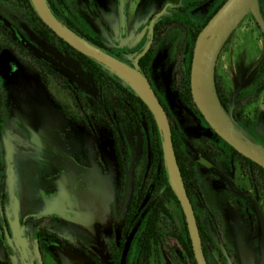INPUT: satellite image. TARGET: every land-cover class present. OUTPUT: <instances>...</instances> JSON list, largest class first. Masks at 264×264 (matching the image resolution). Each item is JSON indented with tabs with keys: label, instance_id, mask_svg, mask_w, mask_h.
<instances>
[{
	"label": "rangeland",
	"instance_id": "obj_1",
	"mask_svg": "<svg viewBox=\"0 0 264 264\" xmlns=\"http://www.w3.org/2000/svg\"><path fill=\"white\" fill-rule=\"evenodd\" d=\"M91 1L94 4L92 11L95 13L90 11L87 0H69V3L98 39L116 52L123 50L125 53H120V57L133 62L134 55L131 52H136L143 44H148L149 18L160 10L162 0H127L123 30L120 25L118 0ZM171 1L172 8H182L189 0ZM221 2L222 0L209 1L191 11L190 16L196 23L203 22ZM254 2L256 11L243 14L233 26L234 30L218 56L215 70L222 80L229 97L230 111L236 119L239 122L246 121L247 118L256 120L255 122L260 120L264 128V93L256 100L252 97L253 81L264 58L263 23L257 0ZM171 7L166 13L168 17L177 14ZM0 14L22 25L29 33L30 51L56 68L76 86L89 87V82L77 63L52 49L44 41L41 31L22 11L2 0ZM181 38V33L175 31L159 47L152 69V80L178 122L180 135L189 155L198 164V173L208 204L219 211L224 219V235L228 246L236 252L240 264H264V202L260 194L232 164L213 159L204 153L201 138L205 133L213 138V134L206 132L204 125L177 96L172 71ZM0 70L6 96L4 139L9 148L8 168L11 180L8 193L12 201L10 209L12 213L15 210L19 218L18 243H9L13 249L11 254L14 255L12 263L89 264L86 258L74 250L49 239L41 246L40 258L36 257L38 226L34 223H37V219L52 216L56 212L72 211L87 217L90 223L86 224L75 214L76 220L83 225L56 220L44 221L42 226L69 241L83 242L104 263L109 264L105 241L111 234L120 233L122 219L129 208L135 174L143 176L148 165L149 155L141 133L134 139L129 137L133 146V159L127 173L124 201L117 208L110 203V198L112 201L116 199L119 174L109 133L98 126L91 131L86 130L76 117L74 102L55 83L46 87L29 66L18 62L8 52L1 35ZM20 122H24L38 140L31 137ZM234 129L246 136L243 128L234 125ZM57 150L68 161L64 160L65 157H62V161L57 160ZM87 172L90 175L83 180L82 200L74 207V201L71 202L68 197L70 190L66 177L75 180L78 175L88 174ZM100 175L109 180L101 179ZM81 188L82 185L77 187V195H80ZM233 195L235 202L232 201ZM171 210L177 225L182 228L181 211L175 205L171 206ZM197 210L198 214L203 215L200 207ZM30 212L32 215L37 213L33 223L25 221L24 216ZM9 220L13 223L14 216ZM170 242L181 261L186 264L177 243L173 240ZM24 251L26 258L22 259L20 254ZM2 256L3 250L0 246V257ZM209 257L212 264H222L217 252L211 251ZM163 263L174 264L166 256ZM225 264L232 263L227 260Z\"/></svg>",
	"mask_w": 264,
	"mask_h": 264
},
{
	"label": "trees",
	"instance_id": "obj_2",
	"mask_svg": "<svg viewBox=\"0 0 264 264\" xmlns=\"http://www.w3.org/2000/svg\"><path fill=\"white\" fill-rule=\"evenodd\" d=\"M3 1L22 11L26 18L41 31L44 41L61 56L76 62L85 74L90 88L73 84L66 76L28 49L26 42L29 41V36L22 25H18L5 15L0 14V35L11 55L17 61L29 65L46 87L55 83L74 102L76 117L86 130L91 131L98 126L109 133L117 161L121 191L126 188L127 173L133 159V146L129 137L134 139L140 133L143 137L144 146L149 155L148 165L143 176L135 174L133 192L120 239L113 241L107 248L110 257L109 264H164L165 256L171 259L174 264H184L172 247L171 240L176 242L181 249L186 264H197L184 214L169 182L160 130L150 107L123 79L96 60L75 50L58 37L40 19L31 0ZM164 1L169 2V0ZM208 1L210 0L194 1L183 6L178 9L180 16L176 15L170 18L164 16L158 20H152L154 17L152 16L148 23V26L151 25L147 31L148 44H143L136 52H131L134 57L133 62H129L120 57V53H125L123 50L116 52L98 39L66 0H47L56 19L82 40L129 65H133L136 58L141 56L138 62V70L151 83L170 121L175 153L187 194L196 213L207 262L211 264L209 254L211 251H215L222 264H225L227 260L232 264H238L236 253L228 246L225 239L224 219L219 212L207 204L201 187L198 164L189 155L180 135L178 122L152 80V69L159 47L168 35L179 31L182 38L178 42L175 54V64L172 71L173 82L179 100L204 125L206 132L210 131L213 134V138L207 136L206 133L203 134L201 138L204 146L203 151L208 157L225 160L232 164L234 169L240 172L249 181L251 187L260 194L264 202V169L239 154L219 137L207 124L193 101L190 77L195 42L203 28L227 0H222L203 22L196 23L190 16L191 11ZM214 85L218 100L234 125L243 128L246 132L244 137L264 150L262 122L260 120L255 122L256 120L250 118L239 122L236 119V116L230 111L229 97L216 70ZM253 91L254 100L264 93V62L253 81ZM4 100L5 95L1 87L0 72V143L3 138L5 122ZM251 102L253 103V101ZM6 181V162L4 156H1V195L4 194ZM3 197L4 195L1 198ZM197 203L201 206L203 215L198 214L195 208ZM172 205L177 206L182 213V228L177 225L171 210ZM40 222L37 223V226L40 225ZM45 235H49L51 239H58L55 234H48L42 229L38 233L39 237ZM59 241L66 243L61 239ZM0 244H3L1 236ZM81 251L87 259L92 261L91 264H102L95 256L87 253L85 249H81ZM124 255L125 258H123ZM0 264H12L10 257L5 254L3 258H0Z\"/></svg>",
	"mask_w": 264,
	"mask_h": 264
},
{
	"label": "water",
	"instance_id": "obj_3",
	"mask_svg": "<svg viewBox=\"0 0 264 264\" xmlns=\"http://www.w3.org/2000/svg\"><path fill=\"white\" fill-rule=\"evenodd\" d=\"M247 1L249 0H227L226 3L218 10V12L212 17V19L207 23V25L198 35L195 42L191 65V93L196 107L202 114L207 124L212 128V130L226 143L233 147L239 154L253 161L264 169V150L247 140L235 129H227L218 120L204 98L201 85V63L205 44L209 41H212L213 39H216L215 36H218V33L222 30L224 24L227 22L230 16ZM31 2L40 19L58 37L68 43L75 50L79 51L89 58L96 60L98 63L106 67L109 71L123 79L150 107L156 118L160 130L164 160L167 167L169 182L184 214L196 262L197 264H208L203 250L202 239L196 219V214L191 200L187 194L175 153L170 121L151 83L138 70V62L141 56H138L136 58L133 65H129L105 53L101 49L96 48L95 46L89 44L88 42L82 40L77 35L72 33L68 28H66L56 19L51 9L49 8L47 0H44L43 2L41 0H31ZM119 16L121 27L123 29L125 27V0H119ZM232 30H230L222 39H219L217 41L215 47L211 50L207 58L206 69L208 74L211 73L213 75V78L218 56L225 42L232 33ZM123 74H126L129 79H126ZM22 124L31 134V136L36 139L37 137L29 129V127L24 122H22ZM14 229L15 234L17 235V225H15Z\"/></svg>",
	"mask_w": 264,
	"mask_h": 264
},
{
	"label": "flooded vegetation",
	"instance_id": "obj_4",
	"mask_svg": "<svg viewBox=\"0 0 264 264\" xmlns=\"http://www.w3.org/2000/svg\"><path fill=\"white\" fill-rule=\"evenodd\" d=\"M1 1V0H0ZM126 1L127 0H125V7H126ZM196 1H201V0H196ZM210 1H212V0H210ZM66 2L68 3V5L70 6V7H72L71 6V4L69 3V0H66ZM87 2H88V7H89V9H90V11L92 12V13H95V12H93L92 10L94 9V4H93V2L91 1V0H87ZM171 0H169V2L167 3V2H165L164 0H162V6L164 5V8H160V10L156 13V14H154V15H152V16H154L153 18H152V20H158V19H160V18H162V17H164V16H166L167 14V10L168 9H170V4H171ZM191 2H194V1H188V3L187 4H189V3H191ZM209 2V1H208ZM207 3V2H206ZM186 4V5H187ZM205 4V3H204ZM203 4V5H204ZM118 5H119V0H118ZM202 5V6H203ZM257 5H258V11H259V15H260V18H261V21H262V23H263V25H261L262 26V30H264V0H257ZM172 8V7H171ZM215 8V7H214ZM213 8V9H214ZM173 10H176L177 11V14H175V15H173V16H180L181 14L179 13V11H178V9H180V8H172ZM212 9V10H213ZM211 10V11H212ZM209 15V14H208ZM207 15V16H208ZM151 16V17H152ZM7 17V16H6ZM125 17H126V15H125ZM150 17V18H151ZM8 18V17H7ZM119 18H120V16H119ZM150 18H149V20H150ZM170 18V17H169ZM9 19V18H8ZM29 20V19H28ZM30 21V20H29ZM13 22V21H12ZM31 22V21H30ZM149 23V22H148ZM120 25H121V23H120ZM10 27V26H9ZM151 28V25H149V27H148V29H150ZM121 29H122V27H121ZM124 29V28H123ZM122 29V30H123ZM148 31V30H147ZM27 34H28V36H29V33L28 32H26ZM29 41H30V36H29ZM263 42H264V36H263ZM28 41V42H29ZM28 42H26V44H27V46H28ZM7 48V47H6ZM29 49V48H28ZM8 50V49H7ZM30 50V49H29ZM263 50H264V47H263ZM8 52H9V50H8ZM10 53V52H9ZM34 53V52H33ZM11 54V53H10ZM59 54V53H58ZM60 55V54H59ZM19 62V61H18ZM263 62H264V58H263V61H262V63H261V65H260V68H259V70L261 69V67H262V64H263ZM20 63H22V62H20ZM23 64H25V63H23ZM25 65H27V64H25ZM50 65V64H49ZM27 66H29V65H27ZM52 66V65H51ZM30 67V66H29ZM53 67V66H52ZM31 68V67H30ZM54 68V67H53ZM32 69V68H31ZM56 69V68H55ZM33 70V69H32ZM57 70V69H56ZM258 70V71H259ZM34 71V70H33ZM58 71V70H57ZM0 72H1V70H0ZM35 72V71H34ZM62 74V73H61ZM43 84V83H42ZM1 87H2V89H3V86H2V72H1ZM3 93H4V90H3ZM5 95V94H4ZM6 97V96H5ZM5 101V100H4ZM4 116H5V114H4ZM231 119V118H230ZM232 121V120H231ZM234 124V123H233ZM20 125L24 128V130H26V128L23 126V124H22V122H20ZM4 130H5V122H4V129H3V138H2V142L0 143V157L2 156H4V159H5V162H6V175H7V181H6V188H5V190H4V194L2 193V195L0 194V236L2 237V239H3V244H0V246L2 247V250H3V256L2 257H0V258H3L4 256H5V254H7L9 257H10V261H11V263H12V261H13V256L14 255H12L11 254V251L13 250L12 249V246H10V244L9 243H12V241H15V243L17 244L18 242V221H19V218H18V215L16 214V211L14 210V213H12V211H11V209H10V207L12 206V201H11V199L9 198V193H8V191H9V182H10V180H11V174H10V170H9V148H7V146H6V143H5V139H4ZM26 132L31 136V134L26 130ZM32 137V136H31ZM36 140H38V138H36ZM110 141H111V139H110ZM111 148L113 149V147H112V143H111ZM114 151V150H113ZM3 153V154H2ZM62 157H65V156H62L59 152H58V150H57V155H56V159L57 160H60V161H62L61 159H62ZM97 157V156H96ZM8 159V160H7ZM65 161H68V159L65 157V159H64ZM99 164H100V162H99V159H98V161H97ZM68 163V162H67ZM118 169V168H117ZM85 171H87V170H84V172ZM88 173V172H87ZM90 174L88 173V174H85V173H83L82 175H78L77 176V178H75V180H72V179H70V178H67L66 177V179H67V181H69V198H71V202L72 201H74L73 202V205H74V207L80 202V200H82V197H83V188H84V186H83V184H84V179L87 177V176H89ZM98 176V175H97ZM100 176H102L101 177V179H103V180H105V181H108L109 180V178H106V176H103V175H100ZM99 176V177H100ZM201 184H202V182H201ZM82 185V188H81V192H80V195H77L76 194V190H77V187L78 186H81ZM201 187H202V185H201ZM203 190V189H202ZM117 194H116V199H115V201H112V199L110 198V203L111 204H113L114 206H116L117 208L121 205V203H123V201H124V197H125V189H124V191H121V184H120V176L118 175V181H117V192H116ZM203 193H204V191H203ZM4 195V197L3 198H1L2 196ZM235 195V194H234ZM233 195V197H232V201L233 202H235V196ZM204 197H205V194H204ZM206 198V197H205ZM10 200V201H9ZM79 201V202H78ZM206 201H207V199H206ZM192 203V202H191ZM19 204L20 205H22V203H20L19 202ZM207 204H208V202H207ZM193 205V204H192ZM209 205V204H208ZM210 206V205H209ZM200 207V209H201V206L197 203V204H195V208H196V210H197V208H199ZM211 207V206H210ZM194 208V207H193ZM212 209H214L213 207H211ZM215 211H217L216 209H214ZM195 211V210H194ZM197 212H198V210H197ZM217 212H219V211H217ZM220 213V212H219ZM24 214V213H23ZM75 214H77L78 216H79V219L81 220V221H84L86 224H89L90 223V220H88V218L87 217H85V216H83V215H80V214H78V213H76V212H64V213H62V212H56L55 214H53L52 216H49V217H46V218H39V219H37V220H35V221H37V223L38 222H40V225L38 226V230H37V234H36V244H37V247H36V249H37V251H36V257H38V258H40V256H41V246H42V244L46 241V239H49L50 241H54V242H57L58 244H60V245H62L63 247H65V248H68V249H72V250H74L76 253H78L79 255H81V256H83L84 258H86L87 259V257H86V255L85 254H83L82 253V251H81V249H85V251L87 252V253H89V254H91L92 256H95L96 258H97V260L100 262V263H102V264H106V263H104L103 261H102V259H101V257L96 253V252H94L93 250H90L83 242H81V241H69V240H67L65 237H63V236H60L57 232H54V231H50V230H48V229H46L44 226H42L43 225V222L44 221H47V222H49V221H56V220H60V221H62V220H66V221H71V222H74L75 224H78V225H83V224H81V222H78L77 220H76V217H75ZM196 214V213H195ZM221 214V213H220ZM25 215V214H24ZM34 215H37V213H34ZM34 215H32V213L30 212V213H28V214H26L24 217L26 218V222L27 223H33L34 222ZM14 216V222L13 223H11L10 222V220H9V218L10 217H13ZM45 219V220H44ZM124 220H125V214H124V217H123V219H122V225H121V230H122V226H123V222H124ZM37 223H34V225L35 226H37ZM15 225H17V235L15 234ZM45 230V231H47L48 232V234H55V236L56 237H58V239H51L50 237H49V235H45V236H43V237H39L38 236V233H39V231L40 230ZM121 230H120V233H116V234H111V236H110V238H108V239H106V241H105V245H106V251H107V256H108V259H109V261H110V257H109V255H108V250H107V248H108V246L113 242V241H119V239H120V234H121ZM63 240V241H65L66 243H64V242H61V241H59V240ZM75 242V243H74ZM23 250V249H22ZM40 252V253H39ZM22 254H20L21 255V257H22V259H24V258H26L25 256V251L24 252H21ZM236 253V252H235ZM237 255V254H236ZM123 258H125V255H124V257ZM209 259H210V257H209ZM237 259H238V264H240V262H239V258H238V256H237ZM88 261H89V264H91L92 263V261H90L89 259H87ZM207 260V259H206ZM109 261H108V263H109ZM211 262V261H210ZM13 264V263H12ZM212 264V263H211Z\"/></svg>",
	"mask_w": 264,
	"mask_h": 264
},
{
	"label": "bare ground",
	"instance_id": "obj_5",
	"mask_svg": "<svg viewBox=\"0 0 264 264\" xmlns=\"http://www.w3.org/2000/svg\"><path fill=\"white\" fill-rule=\"evenodd\" d=\"M42 2L44 0H41ZM256 5L254 0L247 1L244 5H242L237 11H235L227 22L224 24L222 30L218 33V36H215L216 39L209 41L205 44L203 50V57L201 63V85L202 91L204 94V98L211 108L215 116L218 120L227 128V129H234L233 122L231 121L230 117L225 113L223 108L221 107L213 83V76L212 74H208L206 69V61L211 52V50L215 47L217 41L222 39L230 30H232L233 26L237 23L238 19L246 13H254L256 11ZM126 79L129 77L126 74H123Z\"/></svg>",
	"mask_w": 264,
	"mask_h": 264
}]
</instances>
